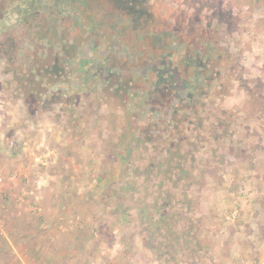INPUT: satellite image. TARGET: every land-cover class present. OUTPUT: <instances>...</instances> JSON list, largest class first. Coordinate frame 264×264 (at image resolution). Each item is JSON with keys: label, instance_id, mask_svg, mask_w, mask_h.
Segmentation results:
<instances>
[{"label": "rangeland", "instance_id": "rangeland-1", "mask_svg": "<svg viewBox=\"0 0 264 264\" xmlns=\"http://www.w3.org/2000/svg\"><path fill=\"white\" fill-rule=\"evenodd\" d=\"M87 1L19 0L0 16V54L11 55L0 59V152L28 148L44 133L42 148L53 153L36 161L42 151L32 146L0 169V203L14 198L10 185L48 177L67 211L82 216L66 228L90 248L83 264L134 263L120 233L130 225L148 233L145 244L179 248L191 264L216 247V236L199 242L208 217L237 221L243 201L264 202V0H134L130 16L112 0H90L94 15L82 24ZM38 19L47 29L62 19L70 38L53 42L54 53L69 45L71 54L65 77L41 96L25 85L40 65L31 43ZM36 38L45 53L48 42ZM170 62L185 85L156 103L152 83L167 77ZM13 241L16 248H0V264L22 257ZM31 257L44 264V255ZM146 259L138 253L136 262Z\"/></svg>", "mask_w": 264, "mask_h": 264}, {"label": "crops", "instance_id": "crops-1", "mask_svg": "<svg viewBox=\"0 0 264 264\" xmlns=\"http://www.w3.org/2000/svg\"><path fill=\"white\" fill-rule=\"evenodd\" d=\"M38 138V142L32 139L29 147L20 149L21 152L20 150L15 153L1 151L0 169L10 170L11 162L20 161L23 153L22 150L26 149L30 151L32 146L42 151L39 155L34 156L36 161L39 159L44 160L45 155H53V153L42 148L43 145L44 147L47 146V143L43 141L44 139H48L47 135L43 133ZM21 139L24 140L25 136H22ZM3 142L5 143L6 141L0 137V143ZM21 145L23 146L25 143L23 142ZM27 153H25L26 158H28ZM51 161L52 159L46 160L48 164L57 162L56 160ZM21 166L23 167L24 164H21ZM21 171L23 172L24 169ZM25 172H28V170L25 169ZM67 186L65 184L64 191L68 190ZM9 191L11 195H14V198L5 196L0 203V209H2L0 222H3L5 225L2 230L4 236H0L2 240L0 248H4L6 251L11 246L16 248L13 244L15 241L13 240H17V254H20L22 257L15 263L11 261L12 264H37L36 257H33L34 261H32V255H44L40 259L44 264H83L92 261L90 256H88L90 254L86 253L90 248L86 249L83 241L78 242L75 236L77 232H72L71 228L69 231V228H66L70 226V224L67 225L68 223L81 220L82 216L76 215L73 217L67 211L70 209L67 208V206H71L69 205L70 202L66 199L64 200L60 195H54L57 188L50 183L48 177L46 180L42 179L39 185H27L23 183L15 185V187L10 185ZM261 191H264V186L261 187ZM16 194L20 195L19 200H21L18 201L20 203L17 204L16 208L18 209L16 211L19 213L16 216H12L10 215L11 209L17 203L15 199ZM261 199L262 196L258 200L243 201L241 204V214L237 221H227L221 218L213 220V218L208 217L207 223L203 222L201 226V236H199L201 240L199 242H203L211 236H216L214 238L216 247L213 252L211 249L205 248L206 252H203L205 254L202 253L196 256L194 260H191V264H240L242 262L264 264V208H262L264 202ZM36 206H39V210L37 211L36 209V212H34L32 209ZM132 227L133 225H130L128 231L123 226L120 228V233L125 235L123 239L124 244L126 245V240L127 243L130 242L128 243L130 247L129 251H131L132 257L134 256V263L130 259V264H137L138 253L145 256L147 258L145 261H148L149 264H186L183 259L179 258L183 254L179 252V248L164 249L161 247L160 250H156L153 245L149 246L152 243L148 239L147 232L141 237V232H137ZM203 229L206 230L202 231ZM116 234L118 232H114V235ZM147 241L149 245L148 243L145 244ZM58 243L60 244L59 246ZM114 252L116 255H118V252L121 254L119 249L114 250ZM28 256L31 257V260H27ZM79 256L83 257L84 261L79 260L80 262H78ZM94 256L97 259L99 253H95ZM110 264H116V262Z\"/></svg>", "mask_w": 264, "mask_h": 264}, {"label": "trees", "instance_id": "trees-1", "mask_svg": "<svg viewBox=\"0 0 264 264\" xmlns=\"http://www.w3.org/2000/svg\"><path fill=\"white\" fill-rule=\"evenodd\" d=\"M112 1L115 4V5L113 4L114 5L113 7L117 9V7L120 6L119 8H121L127 16H130L132 15L133 12L134 13L136 12L135 11L136 4L134 0H112ZM15 3H19V0H2L0 2V16H3L4 12L8 11ZM90 4H92V1L90 0L87 1L86 10H84V12H81L79 14V20L80 23L82 24L86 19L88 20L92 19V16L94 15V10L92 9V6H90ZM65 17L67 18L68 16ZM34 18H35L34 15L30 14L29 17H26L25 21H30L31 19ZM50 18L51 17H47L46 19H44V22L49 23L47 22V19L49 20ZM40 22H42V20L38 19L36 21L38 26L37 28L34 29L35 30L34 32L36 34V37L37 34L39 35L40 41H44L45 39V41L48 42L49 47L45 53L41 54L40 53L41 50L38 51L36 49L37 46L35 45V40L37 38L32 35L31 43L34 46L33 58L36 60V62H39L40 65H36L35 63V65H32L30 67V71L32 73L33 78H30L28 83L25 84L28 88H30L27 94L30 93L31 95H36V96L47 94L48 87L52 83L58 82L59 79L65 77V74L68 69V62L71 59V54L69 53L70 52L69 45H63L61 51L58 50L59 52L57 54L54 53L55 50L53 49V47L55 46L53 42L60 41L58 40V38L62 39L63 41L66 40L67 38H70L68 32L65 31L64 28L62 27V19H61V23H59V28L55 26L54 28L47 29L44 28ZM54 22H57V20H55ZM61 27L62 30H60ZM13 48H14L13 45L8 46V50H13ZM0 59H5L9 61L11 60V55H9L8 51L6 53L3 52L2 54H0ZM106 63L107 66L109 67L112 66L110 62H106ZM166 68H168L166 72L167 77L165 74H160L157 84L152 83L153 88L156 89V91L153 90L151 96L153 95V97H156V103L162 102L168 95H170L171 91L177 88L178 83L181 86L185 85L184 75L182 74L181 68H179L178 64L170 62L168 63V66ZM169 75H171L170 78H168ZM114 77L116 78V76L114 75L111 77V79ZM36 78H39L41 80L38 82ZM170 79H172V81H170ZM110 81L111 80H109V82ZM29 98L35 99L34 96H30Z\"/></svg>", "mask_w": 264, "mask_h": 264}, {"label": "built area", "instance_id": "built-area-1", "mask_svg": "<svg viewBox=\"0 0 264 264\" xmlns=\"http://www.w3.org/2000/svg\"><path fill=\"white\" fill-rule=\"evenodd\" d=\"M0 181H1V178H0ZM235 217H236L235 215L227 216V217H226V220H227V221H234ZM240 264H252V263L242 262V263H240Z\"/></svg>", "mask_w": 264, "mask_h": 264}]
</instances>
